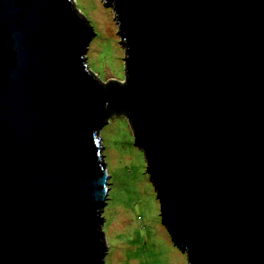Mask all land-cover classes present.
Masks as SVG:
<instances>
[{"label": "water", "instance_id": "1", "mask_svg": "<svg viewBox=\"0 0 264 264\" xmlns=\"http://www.w3.org/2000/svg\"><path fill=\"white\" fill-rule=\"evenodd\" d=\"M104 1L121 82L74 0H0V264H105L112 110L188 264H264V0Z\"/></svg>", "mask_w": 264, "mask_h": 264}, {"label": "rangeland", "instance_id": "2", "mask_svg": "<svg viewBox=\"0 0 264 264\" xmlns=\"http://www.w3.org/2000/svg\"><path fill=\"white\" fill-rule=\"evenodd\" d=\"M74 5L93 29L85 53L90 69L102 82H121L126 51L113 7L104 0H74ZM100 135L111 182L102 209L105 264H188L186 251L162 221L160 199L128 116L109 115Z\"/></svg>", "mask_w": 264, "mask_h": 264}, {"label": "trees", "instance_id": "3", "mask_svg": "<svg viewBox=\"0 0 264 264\" xmlns=\"http://www.w3.org/2000/svg\"><path fill=\"white\" fill-rule=\"evenodd\" d=\"M115 112H117L116 110H112V112H110V114L109 115H111L112 113H115ZM109 191H110V189H109ZM108 197H109V192H108ZM109 199V198H108Z\"/></svg>", "mask_w": 264, "mask_h": 264}]
</instances>
